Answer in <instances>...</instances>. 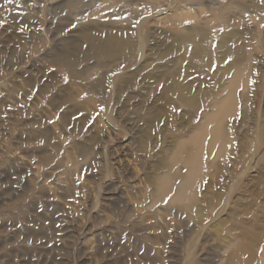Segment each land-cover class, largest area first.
I'll return each mask as SVG.
<instances>
[{
  "label": "rangeland",
  "instance_id": "1",
  "mask_svg": "<svg viewBox=\"0 0 264 264\" xmlns=\"http://www.w3.org/2000/svg\"><path fill=\"white\" fill-rule=\"evenodd\" d=\"M124 1L0 0V264H264V0ZM244 59L191 215L156 181Z\"/></svg>",
  "mask_w": 264,
  "mask_h": 264
},
{
  "label": "bare ground",
  "instance_id": "2",
  "mask_svg": "<svg viewBox=\"0 0 264 264\" xmlns=\"http://www.w3.org/2000/svg\"><path fill=\"white\" fill-rule=\"evenodd\" d=\"M125 3L122 0V3ZM211 36V35H210ZM210 39L207 34L202 35L201 39ZM212 37V36H211ZM235 38V36H233ZM232 38V39H233ZM229 37L223 36L222 40L227 41ZM187 45L191 44V55L196 56L197 54L204 51V46L208 42L200 41L196 38L191 39L189 37H183ZM220 43H222L220 41ZM194 50V51H192ZM229 51V50H228ZM228 53V52H227ZM245 58V57H244ZM242 63L238 64L233 72L230 83L225 88L224 96L217 99L212 103V110L205 114V122H203L190 136L191 147L189 150L185 148V151L181 153L186 156L187 172L184 178L176 183V177L173 173L167 172L163 176L159 177L156 181V190L158 192L159 199L164 198L166 194H171L170 200L177 202L183 209L188 211L191 215L195 205V181L201 176V169L203 167L204 159V140L208 135V147L207 152L216 153L223 155L226 145L229 142V135L225 130L223 124V118L227 114L233 112L236 108V96L235 88L243 86L247 72L249 71L248 60L244 59ZM233 67L230 64V67ZM176 174V173H175Z\"/></svg>",
  "mask_w": 264,
  "mask_h": 264
}]
</instances>
